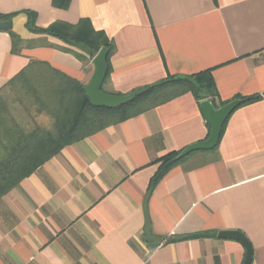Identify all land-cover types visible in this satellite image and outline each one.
Here are the masks:
<instances>
[{"label":"crops","instance_id":"crops-1","mask_svg":"<svg viewBox=\"0 0 264 264\" xmlns=\"http://www.w3.org/2000/svg\"><path fill=\"white\" fill-rule=\"evenodd\" d=\"M26 12L41 29L88 21L106 34L105 93L211 71L218 102L260 99L232 113L217 148L190 154L152 191L159 159L209 137L191 93L65 147L0 196V264H243L244 246L218 237L235 230L264 264V0H0L23 40L15 54L0 31V95L22 84L44 96L66 78L86 88L95 71L33 35ZM12 131L0 128V161ZM201 233L210 236L190 238Z\"/></svg>","mask_w":264,"mask_h":264},{"label":"trees","instance_id":"trees-1","mask_svg":"<svg viewBox=\"0 0 264 264\" xmlns=\"http://www.w3.org/2000/svg\"><path fill=\"white\" fill-rule=\"evenodd\" d=\"M26 15L28 17L26 26L33 35L44 37L45 40L48 37L56 39L58 41L56 44L46 43V45L73 54L81 62L90 61L102 49H107L108 73H110L113 44L104 32L95 31L88 21H83L77 26L56 23L47 29H41L36 26V13L26 12ZM14 16L0 14V31L10 33L13 53L19 54L23 40L11 29ZM30 42L35 43L34 39ZM30 87L31 85H27L29 92L34 94L33 100L39 107L38 112L45 113L50 118L52 126L18 132V137L13 139L9 159L0 161V196L31 175L37 167L59 154L65 147L104 128L138 117L182 95L191 93L198 102L208 100L216 109L230 103L217 101V89L211 71L184 78L169 77L159 84L140 88L134 92H137L138 96L133 101L118 108L93 106L86 95L85 86L67 78L58 85L45 87L46 89L41 91H45L44 96L36 93L34 87L32 89ZM259 99V96H254L235 100L241 101L240 106H243ZM182 151L169 153L157 161L160 166L151 180L150 191L172 167L183 160H177ZM208 236L210 234L201 233L190 238Z\"/></svg>","mask_w":264,"mask_h":264},{"label":"water","instance_id":"water-1","mask_svg":"<svg viewBox=\"0 0 264 264\" xmlns=\"http://www.w3.org/2000/svg\"><path fill=\"white\" fill-rule=\"evenodd\" d=\"M109 51L102 49L93 59L95 71L90 83L86 86V95L91 104L98 108H118L124 104L133 101L138 93H132L127 96H118L102 91L103 84L108 74V57ZM241 101L234 100L222 108L216 109L214 105L206 100L201 102L200 107L204 117L210 126V134L206 141L193 144L185 148L177 157L182 160L190 154L197 151H212L219 145L223 127L232 113L240 106ZM221 239H228L240 242L246 251L243 264H252L253 247L247 236L240 231H222L218 234Z\"/></svg>","mask_w":264,"mask_h":264},{"label":"rangeland","instance_id":"rangeland-1","mask_svg":"<svg viewBox=\"0 0 264 264\" xmlns=\"http://www.w3.org/2000/svg\"><path fill=\"white\" fill-rule=\"evenodd\" d=\"M27 92L26 86L18 84L0 95V128L12 126V133L30 131L36 127L51 128L50 118L38 112L39 107L33 99H29Z\"/></svg>","mask_w":264,"mask_h":264}]
</instances>
